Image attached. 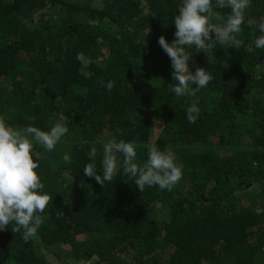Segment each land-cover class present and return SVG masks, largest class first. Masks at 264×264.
<instances>
[{"label": "trees", "instance_id": "obj_1", "mask_svg": "<svg viewBox=\"0 0 264 264\" xmlns=\"http://www.w3.org/2000/svg\"><path fill=\"white\" fill-rule=\"evenodd\" d=\"M179 5L0 0V117L44 131L61 116L70 121L53 152L34 142L53 198L36 238L25 242L12 224L0 232V264H264V49L242 26L239 49L194 52L190 70L204 67L213 79L176 97L158 39H174ZM261 17L264 0H251L246 18ZM78 53L92 58L87 69ZM109 80L111 92L102 86ZM192 103L196 123L186 117ZM112 138L135 140L141 162L146 144L171 151L183 179L171 191L141 192L122 171L104 186L85 177L90 148L102 153Z\"/></svg>", "mask_w": 264, "mask_h": 264}, {"label": "clouds", "instance_id": "obj_2", "mask_svg": "<svg viewBox=\"0 0 264 264\" xmlns=\"http://www.w3.org/2000/svg\"><path fill=\"white\" fill-rule=\"evenodd\" d=\"M250 4L251 0H180L178 13L173 19L176 29L174 39L171 43L164 36L158 39L173 69L172 79L176 83L169 85L171 94L178 98L193 97L205 89L213 76L204 67L197 66L194 73L190 70L192 54L203 51L208 57L214 54L217 45L239 49L243 41L238 37L243 27L258 33L255 48L264 49V17L246 18ZM222 9L229 11L221 15L217 10ZM76 60L82 69H87L93 63L92 58L84 53H78ZM87 74L91 75L90 72ZM102 86L111 92L115 81L109 80ZM200 112L196 103L190 104L186 109L188 122L196 123ZM69 123L67 117L61 116L48 131L32 125L17 129L0 117V232L6 231L12 224V232H20L25 242L37 237L43 223L41 214L53 197L45 191V185L36 171L39 163L34 142L44 151L53 152L69 133ZM144 147L147 149V160L141 162L135 140L109 139L102 144V153L92 146L89 162L82 168L83 174L104 186L122 171L134 180L141 192L153 186L171 191L183 179L182 165L176 162L171 151L161 150L156 143ZM63 160L70 164L72 157L66 153Z\"/></svg>", "mask_w": 264, "mask_h": 264}, {"label": "rangeland", "instance_id": "obj_3", "mask_svg": "<svg viewBox=\"0 0 264 264\" xmlns=\"http://www.w3.org/2000/svg\"><path fill=\"white\" fill-rule=\"evenodd\" d=\"M97 8V7H96ZM110 25H112V23L110 22ZM103 52L104 53H107V51L105 50V49H103ZM158 128H156V130L155 131H157V130H159V129H161L159 126H157ZM79 264H81V262L79 263Z\"/></svg>", "mask_w": 264, "mask_h": 264}]
</instances>
